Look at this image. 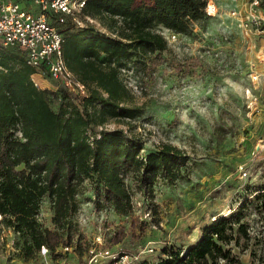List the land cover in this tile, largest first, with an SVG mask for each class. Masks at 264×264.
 Returning a JSON list of instances; mask_svg holds the SVG:
<instances>
[{"label":"trees","instance_id":"1","mask_svg":"<svg viewBox=\"0 0 264 264\" xmlns=\"http://www.w3.org/2000/svg\"><path fill=\"white\" fill-rule=\"evenodd\" d=\"M207 2L87 0L79 14L86 24L52 18L64 35L65 62L85 84V94L47 75L52 87H38L32 75L39 69L27 63L25 50H0V215L19 234L23 259H37L45 246L56 264L70 254L82 257L95 245L83 239L73 222L86 181L93 195L87 201L96 211L111 207L129 223L107 239L106 247L128 239L132 250L122 253L136 254L147 234L150 222L135 215L132 188L146 197L152 222L161 223L155 185L186 176L191 156L170 142L144 153L140 137L99 125L108 116L132 120L144 113L142 107L128 105L133 94L123 72L152 76L167 60L168 40L158 28L192 35L195 22L211 17ZM87 18L97 19L106 30ZM171 64L186 73L199 62L191 57ZM248 188L249 195L233 212L204 224L192 243H165L155 261L133 264H246V255L248 264H264V181ZM46 197L52 202L53 227L38 220Z\"/></svg>","mask_w":264,"mask_h":264},{"label":"rangeland","instance_id":"2","mask_svg":"<svg viewBox=\"0 0 264 264\" xmlns=\"http://www.w3.org/2000/svg\"><path fill=\"white\" fill-rule=\"evenodd\" d=\"M241 2L210 0L217 7L216 13L206 23L195 22L192 35L168 42L167 60L152 76L143 79L132 69L125 70L122 76L133 94L128 105L140 106L144 113L132 120L108 116L99 125L105 129L121 128L129 136L140 137L144 153L170 142L191 156L186 176L174 183L160 179L155 185L159 225L146 214V197L132 188L135 215L150 222L137 250L140 260L155 261L165 243H192L204 224L233 212L249 195L248 187L264 181V80L251 77L253 72L264 75V32L258 33L252 27L247 33L239 19L230 15L231 9ZM89 23L106 30L97 19ZM158 29L166 35L165 28ZM191 57L197 58L199 64L186 73L170 65L171 61ZM38 81L42 88L52 87L46 80ZM242 166L254 168L255 176L243 177ZM83 190L73 222L83 239L96 245L98 258L105 261L101 251L107 239L129 223L111 207L95 210L93 203L87 201L93 197L88 181ZM52 215V202L46 197L38 220L53 227ZM18 241H22L19 234L3 224L1 215L0 264H54L50 255L43 252L37 259H23ZM114 248L132 250L128 239ZM68 258L70 264H98L90 261L89 251L82 257L70 254ZM243 259L249 263L248 255ZM56 264H61V260Z\"/></svg>","mask_w":264,"mask_h":264},{"label":"built area","instance_id":"3","mask_svg":"<svg viewBox=\"0 0 264 264\" xmlns=\"http://www.w3.org/2000/svg\"><path fill=\"white\" fill-rule=\"evenodd\" d=\"M87 0H0V50L19 47L26 51L27 63L38 68L32 75L35 85L41 87L38 79H46V75L66 86L77 94H85L87 88L77 75L69 69L63 55L64 35L59 28L52 24V18L64 22L71 17L80 25L82 20L79 14L86 5ZM239 1V0H237ZM241 5L231 9L230 15L240 21V25L249 33L252 27L258 33L264 32V0H240ZM216 5L207 2L206 11L209 15L216 13ZM92 22L91 18H87ZM168 42H177L181 34L169 29L165 30ZM253 80L263 79L264 75L251 73ZM49 81V80H48ZM50 82V81H49ZM264 147V145H262ZM241 175L245 178L255 176L256 171L251 167H241ZM149 215V212L146 213ZM1 216V215H0ZM101 241V238L98 237ZM69 250L68 247L64 248ZM96 245L89 250L91 262L98 264H126L140 259V255L122 253L114 247H103L101 253L105 261L98 258ZM149 250H153L152 247ZM47 248L42 246V252L47 254ZM61 264H70L62 260Z\"/></svg>","mask_w":264,"mask_h":264},{"label":"crops","instance_id":"4","mask_svg":"<svg viewBox=\"0 0 264 264\" xmlns=\"http://www.w3.org/2000/svg\"><path fill=\"white\" fill-rule=\"evenodd\" d=\"M44 80H46V79H44ZM46 81H48V80H46ZM49 82V81H48Z\"/></svg>","mask_w":264,"mask_h":264}]
</instances>
